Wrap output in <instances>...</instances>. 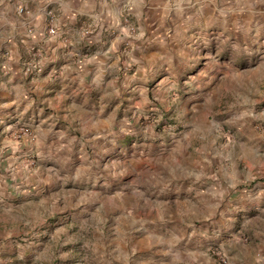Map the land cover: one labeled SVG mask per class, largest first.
<instances>
[{"label": "rangeland", "instance_id": "rangeland-1", "mask_svg": "<svg viewBox=\"0 0 264 264\" xmlns=\"http://www.w3.org/2000/svg\"><path fill=\"white\" fill-rule=\"evenodd\" d=\"M100 1L102 20L73 28H100L110 67L93 89L58 85L69 101L10 92L3 61L24 58L0 12V264H225L254 238L264 252V0Z\"/></svg>", "mask_w": 264, "mask_h": 264}, {"label": "crops", "instance_id": "crops-1", "mask_svg": "<svg viewBox=\"0 0 264 264\" xmlns=\"http://www.w3.org/2000/svg\"><path fill=\"white\" fill-rule=\"evenodd\" d=\"M100 2V0H0L3 23L15 22L12 24V30L15 29L17 37H20L18 43L20 48L16 50L13 45L9 46L11 53L18 56L21 52L26 60L25 53L31 48L37 55V59H30L32 62L36 60L37 64V71L31 74L23 71L24 59L18 63L15 60L3 61L2 69H10L12 77H15L17 82H22V88L19 83H16V91L10 92L19 93L20 90L24 94L26 90L29 92L33 88L32 91L46 92L44 95L48 100L54 97L56 100L69 101L70 98L65 95L63 89L56 88L58 85L68 86V92L71 95L76 89L80 91L79 86L84 84L93 89L102 74L101 70L104 71L110 67L109 60L101 56L100 50H92V45H95L102 31L98 27L92 29L89 31L91 35L85 38L80 35L81 31L73 28V25L74 23L84 24L83 20H88V18L94 22L101 21L103 7ZM22 7L25 8L26 17L20 13ZM47 10L52 12V18L55 19L57 29L53 36L45 35ZM9 14L15 15H12L13 20L5 17ZM17 42L18 38L15 39L14 45ZM72 42L79 46L75 47ZM71 47L74 48L76 54L72 55ZM81 49H89L92 53L87 56L82 53ZM54 68L58 69V73L55 75L54 72V77L51 78L48 70H54ZM70 86H74V89H70ZM259 239L260 245H264V234ZM232 244L234 247L226 246L225 248V264H264V252L258 251V239L254 238L248 243ZM165 260L163 256H158L155 261L150 258L140 264H154V262L165 264ZM207 264L219 263H216L214 259L207 260Z\"/></svg>", "mask_w": 264, "mask_h": 264}, {"label": "built area", "instance_id": "built-area-1", "mask_svg": "<svg viewBox=\"0 0 264 264\" xmlns=\"http://www.w3.org/2000/svg\"><path fill=\"white\" fill-rule=\"evenodd\" d=\"M49 33H54L55 32V28L54 27H50L49 30H48Z\"/></svg>", "mask_w": 264, "mask_h": 264}]
</instances>
